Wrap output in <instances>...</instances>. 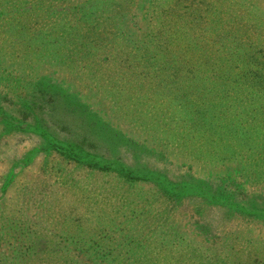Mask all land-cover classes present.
<instances>
[{"label": "rangeland", "instance_id": "obj_1", "mask_svg": "<svg viewBox=\"0 0 264 264\" xmlns=\"http://www.w3.org/2000/svg\"><path fill=\"white\" fill-rule=\"evenodd\" d=\"M157 1L163 7L152 11L153 15L166 19L178 14V8L173 5L175 0H117V3L99 0L88 7L85 15H101L108 21H100L93 28L84 20L86 16L80 9L69 11L82 5L79 0H26L24 4L28 8L34 7L29 14L10 15L6 23L0 18V97L6 93L15 99V104L32 100L35 79L50 77L65 86L68 94H75L80 105L92 110L91 115L100 116L109 126L131 138L112 149L117 141L113 142L115 137L109 129L85 125L86 114L77 111L67 115L56 106L44 118L53 125L50 132L57 137L53 141L63 146L64 153H60L52 140L40 134L44 130L39 133L41 124L21 127L17 124L20 114L0 100V109L10 116L16 128L21 127L13 129V125L2 121L8 116L0 114V257H19L13 264H35V256L51 254L72 256L82 264H91L87 258L95 252L121 251L111 242L114 239L117 244L129 246V251L148 249L156 256L159 250L155 245L159 242L168 243L171 248L177 245L180 250L177 254L185 262L179 264H191L189 257L197 262L208 258V264H264V183H257L264 181V108L247 107L245 118L252 121L249 127H254L255 132L249 131L245 148H234L235 155H244L246 160L253 150L252 159L224 161L213 170L192 162V157L198 158L201 136L185 121L180 110L179 104H187L190 98L187 91L188 95L182 91V86L189 91L186 80L175 79L181 86L179 94L175 89L170 91L172 78L157 72L147 74L146 70L139 76L133 74L134 69L128 68L127 57L122 52L131 45L133 34L143 27L144 16L151 12L150 4ZM5 2L0 4L2 12L9 7ZM176 4L181 5L183 14L200 13V24L191 27V40L194 33H204L196 41L198 49L207 48L204 51L214 60L209 64L226 65L224 72L230 73L226 82L230 86L250 84L261 89L264 97V0H176ZM92 7L96 10H91ZM57 22L62 26L54 25ZM71 24L77 26L76 32L66 38ZM61 28L64 30L60 32ZM121 35L127 38L123 49ZM113 42L115 50L110 47ZM67 43L76 49L74 65L84 68L79 76H64L54 65L68 55L69 46L58 48L55 54L57 47ZM191 45L179 48L183 57H188L190 54L186 52L195 48L194 43ZM113 52L117 54L115 59ZM106 56L110 57L108 61ZM193 77L192 101L196 106L202 102L212 105L204 110L202 104L201 108L207 112L204 120L207 140L212 142L216 92L210 87L211 94L207 96V87L204 88L197 74ZM147 82L151 84L145 85ZM111 104H119L117 111L122 115L114 117L109 111ZM219 104L233 107L230 101ZM36 112L35 116L39 114ZM222 113L223 110L218 111L217 115ZM122 116L125 121L119 122ZM59 120L70 121L74 135L61 128L54 132L63 123ZM34 121L32 117L23 124ZM138 126L142 129L135 130ZM74 131L88 135L91 146L98 140L104 142H99L96 148L88 147V142L77 139ZM111 163L112 172L98 170ZM244 163H250L252 178L245 179L240 168ZM119 167L138 172L140 178L130 182L120 178ZM147 169L162 172L175 183L191 181L200 185L201 190L210 188L214 195L222 192L218 194L221 201L230 198L240 208L258 210L262 218L259 215L258 219L230 218L219 207L201 205L197 198H185L183 203L175 198L174 207L162 208L161 186L146 179ZM149 205L154 212L168 210L169 223L177 228V236L164 239L162 230L151 236L153 231L147 229L133 237L128 234L134 226L152 223L147 214ZM143 237L148 242L139 246ZM48 244L59 246L58 253L48 250ZM168 245L163 251L167 256L173 253ZM13 247L16 249L11 250Z\"/></svg>", "mask_w": 264, "mask_h": 264}, {"label": "trees", "instance_id": "obj_2", "mask_svg": "<svg viewBox=\"0 0 264 264\" xmlns=\"http://www.w3.org/2000/svg\"><path fill=\"white\" fill-rule=\"evenodd\" d=\"M3 1V2H2ZM5 3H8L9 6L8 9H4L2 12L0 9V18L4 19L5 23L10 17V15H16V16H23L26 14H29L31 10H33L34 7L28 8L27 5L24 4L26 0H19V2H16V0H5ZM82 2V5H78L75 7L69 8L70 10L80 9L81 12H83V15L86 16V12L89 10V6H91L94 3H98L99 0H79ZM102 2H106L104 0H101ZM117 0L109 1L106 3H117ZM189 1V0H186ZM0 4H4V0L0 1ZM5 5V4H4ZM176 8H178V11L176 15H171L168 18L158 17L152 14V11L155 9H161L163 7V4L160 1H157L155 4H150L151 12L144 16V23L143 27H141L140 31H136V33L133 34V37L131 38V45L129 47L123 49V45L125 41H127V38L124 36H119L120 39V46L122 47V52L124 57H127L128 62V68L134 69L133 74L139 76L143 74L146 70L147 74L150 72H157L162 73V76H166V78H172L170 80L173 81L172 88H168V90L175 89L177 94H179L181 86L178 85V82H175L176 80H186L185 83L188 84V90H185V87L182 86V91L186 93V91L189 94V102L187 104H179L180 110L184 113L185 121L191 125V127L194 128V132H197L201 139L199 140L200 145V152L199 148H197V157H192V162H195L198 165H203L205 167H208V169H215L216 166L220 165L224 161H232L233 159L236 160H244L248 161L254 157L253 150L249 151V157L248 160H246V157L244 155H235V150L237 146H240L242 148H245L249 141L248 136L250 135V132H255L254 127H249L252 124V121L247 122V118L245 113L247 107L252 105H257L258 107L264 108V97H263V91L261 89L255 88L253 86H250V84H239L236 86H230L227 81L228 74L225 73V67L226 65H213L209 64V62L214 61L211 57V55H207L204 49L207 51V48L204 49H198L199 44L196 42L201 36L204 35V33H194V40H191L192 33L191 27L192 25L200 24V13L198 11H189L186 13H182L181 5L178 7L176 4H173ZM122 7L119 5V8ZM2 8V7H0ZM91 10H96L95 7H92ZM53 12V11H52ZM180 12V13H179ZM104 16V15H103ZM101 15H89L86 16L85 21L88 22L93 28L100 23L107 22L108 20L102 19ZM54 22V21H53ZM58 26H62V23L57 22ZM53 25V26H54ZM77 26L75 24H71L69 30H66V38L68 35H71L72 33L76 32L75 29ZM64 29L61 28L60 32ZM75 35V34H74ZM73 35V37H74ZM65 39V38H64ZM63 39V40H64ZM57 40V39H56ZM66 40V39H65ZM67 41V40H66ZM55 42V41H54ZM194 43L195 48L192 51H187L186 53L190 54L188 57H183L180 54L179 48L183 45H189ZM198 44V45H197ZM53 45V44H50ZM56 46V44H54ZM68 47L69 43L66 45H61L57 47L55 50V54L57 55L58 48L61 47ZM174 46V48H172ZM110 47L112 50H115L116 45H114V42L110 44ZM186 47V46H185ZM68 49V55H64L63 59L60 58V62L57 61L55 65L56 69H59L63 71L62 73L64 76L66 75H72V76H79L83 72V67L75 66L74 64H77V62H74V55L76 52V49L73 48L72 45L69 46ZM60 50V49H59ZM133 50V51H132ZM79 52V51H78ZM69 53L71 55H69ZM117 56L113 52L112 58ZM239 57V56H238ZM110 57L106 56V61H108ZM243 61L247 62H256L255 60H245ZM126 62V64H127ZM54 63V61H53ZM114 63V62H113ZM106 64V62H105ZM217 66V67H216ZM48 68L53 69L51 66ZM126 69V68H125ZM221 69V70H220ZM218 71L221 72V75L218 74ZM223 73V75H222ZM170 74V75H167ZM193 74H197L199 80L202 82L204 88L207 91V96H209L211 93L209 91L210 87L215 89V98H214V108L216 111L215 118L213 117V139L212 142H209L207 140V127L205 124V117L207 112H204L202 108V104L204 105V110L207 108V106L212 107L211 103H203L195 105L194 98H195V83H194V77ZM204 74H209L213 76H206ZM183 75H188L187 78H184ZM219 75V76H218ZM251 79L250 77H248ZM40 79V78H39ZM35 79V82H33L35 85L32 88V100H21L19 103L15 104V99L13 97L10 98V95L8 97V94H3L0 97V100L7 102L14 110L18 113L20 119L17 121L18 125L20 124L21 127L30 128V126L39 125V133L41 130H44V132L40 133L43 137H46L48 140H52V145L56 148L57 151L60 153H64L63 146L54 142L53 139H56L57 137L51 134V129L53 125L46 122L44 116L49 115L50 113L54 112L57 107H60L59 109L61 112H66L67 115H73L75 112L79 111L80 114H86L88 118H86L85 125H92L93 128L95 127H103L106 129H109L112 135L115 137L113 142H116V145L114 144L112 149L119 148L123 143L127 142V139L131 141V138L127 134H121L117 130H115L113 127L109 126L108 123L105 122L104 119H102L99 115V118H96L95 116L91 115L90 112L92 110H89L88 107L80 105V101L77 98V96L70 95L67 93V90L65 86L61 85L58 80H54L50 77H41V79ZM176 79V80H175ZM189 80V81H188ZM153 81H157V79H154ZM151 83H145V85H148ZM157 84V82H156ZM160 84V83H159ZM179 86H177V85ZM183 84V83H182ZM150 86V85H149ZM144 88V83H142V89ZM187 94V95H188ZM204 98V97H203ZM17 99V98H16ZM233 105V107L220 105L221 102H228ZM112 102V101H111ZM110 104V103H109ZM38 105V106H37ZM119 105V104H117ZM116 105V106H117ZM36 106V108H35ZM57 106V107H56ZM65 106V107H63ZM111 104L109 106V111L116 117V115L120 114V111L118 107ZM224 107V109H223ZM226 107V108H225ZM21 108V109H20ZM64 108V109H63ZM134 108V107H133ZM186 108V109H185ZM113 109L116 110V112H113ZM135 109V108H134ZM38 110L39 114L35 116L33 113H37ZM136 110V109H135ZM223 110L224 113L225 110L228 111L226 114L222 113L221 115H217L218 111ZM243 112V113H242ZM126 113V112H125ZM0 114H6L7 117H3V122L13 125L15 122H13L10 118V116L3 112L0 109ZM224 114V115H223ZM122 115V114H120ZM135 115V113H134ZM35 120L33 123L30 124H23V122H26L27 119L32 118ZM94 117L98 120L95 121ZM112 118V117H111ZM36 119L39 120L36 123ZM92 120L94 123H92ZM119 122H124L125 118L122 116L118 118ZM62 124H59V127H55V131H58V128H61L65 131H69L70 134L74 135V133L71 131L70 126L71 122L62 121ZM118 122V123H119ZM44 124H46L47 127H45ZM67 123V124H66ZM80 124H83L81 122ZM220 124V125H219ZM13 129H18L21 127L16 128V125H13ZM97 126V127H96ZM190 127V128H191ZM229 127V128H228ZM142 126L135 127V130H141ZM232 129V130H231ZM26 131V129H23ZM71 131V132H70ZM28 132V131H26ZM77 135V139H82L83 142H88L87 144L90 145L92 142V139L85 135L82 132L74 131ZM30 133V132H29ZM48 133V135H47ZM55 137V138H53ZM117 137V139H116ZM57 141V139H56ZM99 142H104V140H98L96 141L92 146L85 145L88 147L96 148ZM83 144V143H82ZM105 146V144L103 143ZM108 145H110L108 143ZM216 145V146H215ZM264 150V149H263ZM196 154V153H195ZM255 166H259V164H254ZM230 166V165H228ZM250 167V168H249ZM262 167V166H260ZM120 168V167H119ZM242 173L245 174V179L252 178L254 175H249L250 173L253 174V169L250 166V163H244V165H241ZM113 164H104V166L100 169H98L101 172H112ZM212 169V170H213ZM146 179L148 181L154 182L155 185L161 186V193H163V206L162 208H169L174 207L175 204V198L177 200H182V203L187 199L191 198H197L199 203L201 205H205L206 207H209L211 205L215 207L221 208L225 214L228 217H239L242 219H249V218H257V215H259V219L262 218L261 214H258V210L256 209H247L238 207V203L233 201L232 199L228 198L225 199L226 202L221 201V199L218 197L220 193L217 192L216 195L212 193V189L209 188V191H206V189H200V185H197L195 183H191V181H184L180 183H175L174 181L170 180L164 173L154 171L147 169L146 171ZM149 172V173H147ZM118 176L122 179H125L127 181H134L137 177L140 178V175L133 171H126L122 170L120 168ZM135 177V178H134ZM160 182V184H159ZM257 183H260L261 185L264 183V181H258ZM209 187V185H208ZM186 198V199H185ZM185 199V200H184ZM184 200V201H183ZM181 203V204H182ZM148 218L151 219L152 223L145 224V226H139V227H132L131 231L128 233L132 237L134 235H137L140 231H145V229L149 231H153L151 236L158 235V230H162L163 232V238L167 239L170 236H177V228L174 227L169 223V212L166 210V212H158L151 210L152 207L149 205L148 207ZM176 210V208H173ZM258 219V218H257ZM154 222V223H153ZM161 227H165L164 229H161ZM157 229V230H156ZM92 237V236H91ZM162 237V236H161ZM93 238V237H92ZM175 238V237H174ZM97 245L99 246V242L95 241ZM110 242V240H109ZM111 242L114 245H117V249L121 248V251L119 250H113L110 253H102V252H95L94 254H91L88 256V260L91 264H179L180 261L185 263L184 260L180 255L177 254V252H180L179 247L176 245L175 247L171 248L168 243H161L159 242L156 244V249L159 250V255L156 256V254L152 250H143L142 252H134L129 251L128 247L124 244H117V242L112 239ZM148 241L145 239V237L142 238V242L139 246H142V244L147 243ZM84 244L86 242H83ZM194 243V242H192ZM79 244V243H78ZM78 244L76 246H78ZM195 244V243H194ZM168 245L169 249L173 250V253L169 256L163 254V251L165 250L166 246ZM48 250H52L54 253H58L59 246H54L53 244L47 245ZM152 247L153 245L150 244ZM187 246L192 247L191 244H188ZM89 248H92L91 245L88 246ZM102 247L99 246L98 249H101ZM16 249V247H13L11 250ZM141 251V250H140ZM147 251V252H146ZM133 252V253H131ZM155 255V256H153ZM26 257V256H24ZM20 260V258H16ZM16 259H8L7 257H0V264H7V262L13 264V262H16ZM189 262L191 264H208L207 261L210 259H200L199 262L196 261L194 257L188 258ZM212 262V261H210ZM35 264H82V262L74 259L72 256H62V255H51L47 254V256L38 257L35 256Z\"/></svg>", "mask_w": 264, "mask_h": 264}]
</instances>
